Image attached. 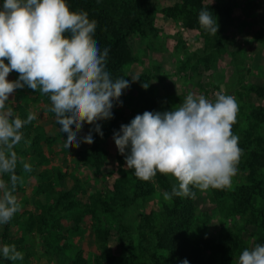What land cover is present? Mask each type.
<instances>
[{
	"label": "clouds",
	"instance_id": "9594fccd",
	"mask_svg": "<svg viewBox=\"0 0 264 264\" xmlns=\"http://www.w3.org/2000/svg\"><path fill=\"white\" fill-rule=\"evenodd\" d=\"M198 22L217 34L219 26L208 9H201ZM96 27L87 11H73L68 0H4L0 5V225L22 209L14 195L24 182L18 163L23 173L32 171L31 164L18 159L15 148L23 140L24 126L37 116L29 111L27 119H21L7 105L17 89L27 87L49 98L48 111L60 125L65 148L92 144L93 131L102 137L98 121L112 118L114 103L122 105L120 97L130 82L113 79L107 70L109 50L101 51L94 39ZM13 71L19 77L9 80ZM238 111L235 97L223 91L214 100L189 93L169 111H145L121 125L115 144L138 179L149 181L160 173L175 181L171 191L163 193L165 201L194 199L193 189L231 187L243 155L239 136L232 131ZM85 123L94 129L81 138ZM0 255L11 261L23 259L15 244H4ZM236 264H264V244L242 250Z\"/></svg>",
	"mask_w": 264,
	"mask_h": 264
},
{
	"label": "rangeland",
	"instance_id": "374dc122",
	"mask_svg": "<svg viewBox=\"0 0 264 264\" xmlns=\"http://www.w3.org/2000/svg\"><path fill=\"white\" fill-rule=\"evenodd\" d=\"M141 1L137 0V3ZM227 1L233 9L232 23L226 25L223 39L215 38L210 42H207L199 32L189 33L182 18L177 20L172 16L171 9L182 7L185 0L146 2L148 11L144 19V28L147 35L133 39L136 61L125 67L130 87L125 89L120 97L122 105L116 102L112 109V112L123 114V120L117 124L116 132L120 131L121 125L129 124L137 114H143L146 103L155 101L160 112H164L180 104L189 93L204 95L207 99L214 100L215 94L223 91L227 95L234 96L238 103L237 128L233 133L239 136V144H247L249 130L264 137V124L255 122L252 117L254 109L264 108V0L244 3ZM3 2L4 0H0V5ZM151 9L152 14L149 12ZM18 77L19 74L13 71L8 79L16 80ZM132 78L139 80L132 82ZM143 83L149 87L145 89ZM26 91L27 87L17 89L7 105L14 111L17 106L15 99L22 92L21 94L25 95L24 103L29 102L31 106L29 111L36 114L37 118L34 121L42 129V133L57 135L58 129L54 125L55 116L48 111L50 103L34 100V96L27 95ZM101 125L103 129H107L111 125V119L103 120ZM89 131V127L84 124L80 137H84ZM116 132L107 135V143L103 145L108 152V159L102 173H97L91 165H86L81 157V153L89 150L93 143H81L78 148H65L63 146L65 139H58L53 152L44 146L46 155L50 157L49 165L34 167L33 172L48 170L56 188L59 185L72 187L74 182L72 178L78 177L83 188L87 190L84 197L86 200L99 192L106 193V199L113 211L111 213L102 211L99 217L102 219L101 225L109 228L110 236L107 244L110 253L118 256L120 261L123 249L118 242L120 235L118 226L123 223L128 225L131 239L128 237L129 239L124 241L125 243L133 241L137 246L142 215L154 211L159 225L163 220L165 205H171L172 200L163 199V193L167 190L162 185H157L153 194L140 199L131 191L132 198L126 203L117 196L118 194L110 191V187L115 184L118 171L115 161V156L119 153L114 140ZM238 169L237 175L232 179L231 187L219 190L220 193L224 192L220 197L215 196L214 189L206 192L197 190V222L191 231L193 240L205 235L217 236L227 227L234 228L236 232L246 226L249 214L237 215L230 210L233 203L230 194L247 182V173L242 168ZM58 173L65 175V178L59 181ZM166 177L171 184L175 183L169 176ZM35 186L36 178L31 176L24 183L25 190L17 195L22 208L27 212L34 208L37 201L44 203L55 196L52 192L34 199L30 195L34 193ZM112 200L116 202L113 203ZM257 204H263V201L259 199ZM21 213H18V216H21ZM97 227H99L98 222L94 219L87 221L77 233H65L67 239L63 244L69 248L63 253L65 259L69 257V260H72L77 252L82 251L89 263L95 264L94 258L99 255ZM21 230L20 226L13 227L10 240H19L23 235ZM247 231L245 240L251 248L255 239L250 234L255 232V226L247 225ZM151 239L152 235H149L148 242ZM2 246L0 241V247ZM16 248L23 254V259L13 261L14 264H64L65 261L64 259L63 262H57L49 257L43 243L35 234L27 236L21 247ZM52 254H56L57 257L56 252Z\"/></svg>",
	"mask_w": 264,
	"mask_h": 264
},
{
	"label": "trees",
	"instance_id": "16d2710c",
	"mask_svg": "<svg viewBox=\"0 0 264 264\" xmlns=\"http://www.w3.org/2000/svg\"><path fill=\"white\" fill-rule=\"evenodd\" d=\"M148 1L142 0L138 4L137 0H68L73 11H87L90 20L97 22L94 39L98 42L101 51L105 48L109 50L106 68L113 79L118 77L127 79L125 67L136 61L133 39L140 35H147L144 19L148 11L146 4ZM232 1L244 3L251 0ZM201 9H208L215 17L219 26L217 34L213 35L201 28L198 22ZM171 11L172 16L177 20L182 18L189 33L199 32L207 42L215 38L223 39L226 25L232 23L233 9L227 0H185L182 7L177 6ZM149 12L152 14V9ZM26 92L27 95L34 96V100L50 103L49 98L42 96L39 92L29 88ZM21 93L15 99L17 106L14 112L21 119L26 120L31 106L27 101L24 103L25 95ZM145 111L160 112L158 103L155 101L146 103ZM51 115L54 116V113ZM252 117L255 122L264 124V108L254 109ZM121 120H123V114L114 111L111 125L107 129L102 128L103 120L98 121L103 136L93 131V146L81 153L86 165H91L97 173H102L108 159V152L103 147L107 143V135L118 130L117 124ZM85 124L89 129H94V125ZM54 125L58 129L57 135L43 134L35 121L26 124L22 129L24 137L15 151L20 161L31 164L32 171L23 173L22 164L18 163L17 173L23 176L24 182L22 185L18 184L14 195L17 196L23 192L26 179L33 176L36 178V186L34 193L30 195L32 198L36 199L40 195H48L52 192L55 196L44 203L36 200L31 211L27 212L25 208H22L9 223L0 225V241L3 245L15 244L19 248L26 241L27 236L35 234L43 243L49 257L57 262H63L66 257L63 253L69 250L67 245L63 244L67 239L65 233H77L87 221L94 219L99 226L96 230L99 255L94 258L95 264H182L185 259L189 264H236V259L242 250L250 248L245 240L248 233L247 225L250 224L255 226V232L250 234L255 239L254 245L264 244V172L262 173L264 137L261 134L249 130L247 144H239L243 149V155L238 168H242L247 173V182L238 186L230 194L233 200L230 210L237 215L249 214L246 226L239 228L236 232L234 228L227 227L217 236L205 235L193 240L191 231L197 222L196 199L198 196L197 190L193 189L196 193L194 199L174 197L171 205H165L163 220L159 225L154 211L142 215V223L139 227L141 233L137 246L133 241L125 243L124 240L130 237L128 225L120 224L117 228L120 232L118 242L123 253L122 259L118 261V256L110 253L107 244L110 236L109 228L101 225L102 219L99 217L102 211L106 213L113 211L106 199V193L99 192L86 200L84 197L87 190L83 188L78 177L72 178L74 181L72 187L59 185L56 188L48 170L33 172L34 167L41 168L49 165L50 157L46 155L44 146L53 152L58 139H65L60 131V125L56 121ZM236 128L237 123L233 125L232 131ZM78 135L80 137V133ZM115 161L118 171L115 184L110 187V191L118 194L117 196L121 197L125 203L132 198V193L138 199L153 194L157 185H162L168 192L171 191L172 184L165 175L157 173L153 179L142 181L135 176L134 169L126 168L125 157L120 152L116 154ZM2 178L5 181L9 180L7 175ZM58 178L59 181L63 180L65 175L58 173ZM214 190L215 196L220 197L224 193H220L218 189ZM259 199L263 201V204H257ZM114 200H112L113 203L116 202ZM20 212L22 215L18 216ZM16 225L22 228L23 235L19 240L13 241L10 240V232ZM149 235H152V239L148 242ZM55 252L57 257L56 254H52ZM14 263L0 256V264ZM64 264L90 263L80 251L72 260H69V257L66 258Z\"/></svg>",
	"mask_w": 264,
	"mask_h": 264
}]
</instances>
